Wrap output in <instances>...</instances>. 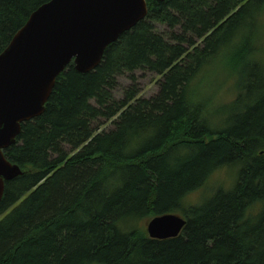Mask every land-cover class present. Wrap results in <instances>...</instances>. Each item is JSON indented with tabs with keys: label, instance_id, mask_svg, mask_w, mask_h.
<instances>
[{
	"label": "trees",
	"instance_id": "obj_1",
	"mask_svg": "<svg viewBox=\"0 0 264 264\" xmlns=\"http://www.w3.org/2000/svg\"><path fill=\"white\" fill-rule=\"evenodd\" d=\"M49 1L0 0V54ZM146 3L95 71L57 78L4 152L22 175L0 203V264H264V0ZM136 71L162 78L157 95L115 100L117 79ZM206 73L233 80L231 105L211 107ZM100 120L113 130L96 133ZM233 167L231 191L186 206ZM175 213L181 235L151 240L141 224Z\"/></svg>",
	"mask_w": 264,
	"mask_h": 264
},
{
	"label": "water",
	"instance_id": "obj_2",
	"mask_svg": "<svg viewBox=\"0 0 264 264\" xmlns=\"http://www.w3.org/2000/svg\"><path fill=\"white\" fill-rule=\"evenodd\" d=\"M147 16L146 0H50L29 15L0 54V203L5 183L22 175L4 152L22 125L43 115L57 78L70 65L80 74L95 71L105 50ZM186 224L177 215L157 216L146 233L151 240L175 239Z\"/></svg>",
	"mask_w": 264,
	"mask_h": 264
},
{
	"label": "rangeland",
	"instance_id": "obj_3",
	"mask_svg": "<svg viewBox=\"0 0 264 264\" xmlns=\"http://www.w3.org/2000/svg\"><path fill=\"white\" fill-rule=\"evenodd\" d=\"M156 28L157 32L163 35L165 38H168V35L171 33L179 34V29L171 31L167 27L159 25H157ZM211 75H208L206 73L205 78H203V80L205 79L206 82L205 85H210L213 83L211 87L208 86V89L206 91L212 99V103L210 104L211 107L216 108V106L220 107L222 105H231L235 101L236 97L235 90H233V80L226 77L222 79L221 75H219L217 78L213 74ZM133 76V83L131 82L128 76H122L117 79V88L113 94L115 100H121L124 96V93L127 90H131L130 88H134L138 91L137 99H150L157 95L159 91L158 85L162 79L161 77L148 71H136ZM219 81H222V84L216 85ZM91 104L95 105L94 102H91ZM222 109L223 110L221 112H218V114H222L219 116L221 119L227 118L232 113L229 107H225ZM116 119L117 118H115L113 121H115ZM216 120L217 118H213V122H215ZM113 121L105 122L104 120H100L97 123H93V128L96 130V133L111 131L113 130ZM69 150V148L65 147V151H67V153L70 152ZM238 174V167H233L229 169L224 168L215 172L209 178V180L202 189L187 197V200H185L186 206L201 205L205 200L213 196L218 191L217 188L222 189L224 191H231L234 188V184L236 183ZM175 214L181 216L180 213ZM146 224L147 222H144L141 225L143 226V228L146 229Z\"/></svg>",
	"mask_w": 264,
	"mask_h": 264
}]
</instances>
